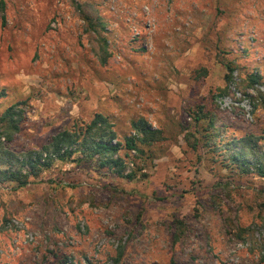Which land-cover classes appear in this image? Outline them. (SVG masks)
Here are the masks:
<instances>
[{
  "label": "rangeland",
  "instance_id": "1",
  "mask_svg": "<svg viewBox=\"0 0 264 264\" xmlns=\"http://www.w3.org/2000/svg\"><path fill=\"white\" fill-rule=\"evenodd\" d=\"M1 1L0 113L24 112L8 149L97 113L120 139L145 119L162 140L125 158L134 180L85 159L26 187L0 182V264H115L121 252L119 264H264V177L222 154L248 135L264 147V0ZM78 5L106 23L107 64ZM201 107L216 115L211 141Z\"/></svg>",
  "mask_w": 264,
  "mask_h": 264
},
{
  "label": "trees",
  "instance_id": "2",
  "mask_svg": "<svg viewBox=\"0 0 264 264\" xmlns=\"http://www.w3.org/2000/svg\"><path fill=\"white\" fill-rule=\"evenodd\" d=\"M82 18L87 24L89 33L94 35L98 45L96 53L102 64H107L110 54L108 52V39L105 35L106 23L103 18L93 11L84 10L83 5H78ZM5 10V2L1 1L0 12ZM3 19H5L3 17ZM225 80L233 82V74L238 69L234 62L225 63ZM242 81L248 82L252 87L258 83L259 78L255 74H248ZM241 84V83H240ZM228 92L224 88L221 95ZM216 115L212 111L194 113V121L200 123L207 120L204 135L207 141L219 136L215 120ZM24 120V112L19 105H12L0 113V182L17 184V187H26L32 178H39L46 170L50 169L56 161L95 160L101 168H109L118 176L134 180L135 171L126 173L127 163L125 158L129 153L143 155L145 147H149L162 140L159 129L153 128L145 119L133 121L134 134L125 135L122 139L118 137L114 123L101 113L95 114L92 121L83 126H75L73 129H64L55 134L48 144L38 149H30L19 154L8 149L5 142L11 143L15 134L21 129ZM5 142H4V141ZM209 143V142H207ZM222 154H228L231 163L237 165L244 172L255 171L264 177V147L261 146L259 138L253 135L242 137L238 140L224 142ZM121 151L125 152L121 156ZM77 156V158H73ZM243 229H235L234 235L242 240ZM123 253L115 260L119 264ZM175 264V263H173Z\"/></svg>",
  "mask_w": 264,
  "mask_h": 264
}]
</instances>
